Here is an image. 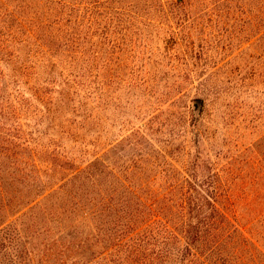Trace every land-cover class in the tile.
Here are the masks:
<instances>
[{
    "label": "trees",
    "instance_id": "1",
    "mask_svg": "<svg viewBox=\"0 0 264 264\" xmlns=\"http://www.w3.org/2000/svg\"><path fill=\"white\" fill-rule=\"evenodd\" d=\"M253 39L264 78V0H0V264L263 263Z\"/></svg>",
    "mask_w": 264,
    "mask_h": 264
},
{
    "label": "rangeland",
    "instance_id": "2",
    "mask_svg": "<svg viewBox=\"0 0 264 264\" xmlns=\"http://www.w3.org/2000/svg\"><path fill=\"white\" fill-rule=\"evenodd\" d=\"M236 16L237 15H233V14L228 16H224L220 14V16L217 15L216 19H218L220 21V24L223 25L222 28H228V30H233V27H229L228 24L231 23L235 25L236 21L234 20V18ZM227 20H230L229 21L230 23H228ZM240 20L243 21L244 19H240ZM254 41L255 39L251 40L249 43H243L241 48L246 49V47L248 46L250 48H248V50H244L243 52L240 51V49L233 50L234 51L233 55L241 56L238 57V60H240L241 63H243V66L245 67V74L243 75L244 76L243 81L245 82V90H246L244 94L245 98L248 101L254 102L256 100L257 102L260 98H264V78L259 74L260 63L257 58L258 50ZM103 114H104V118H103L104 125H107L109 120L105 118V115H107L106 111ZM111 128H113L115 134H119L118 129L120 127L117 122L111 123ZM261 128H264L263 125L261 126ZM260 260H262V258H260ZM261 264H264V262Z\"/></svg>",
    "mask_w": 264,
    "mask_h": 264
}]
</instances>
